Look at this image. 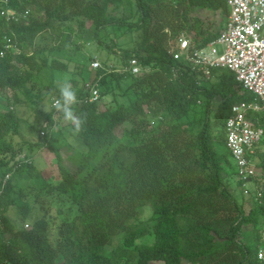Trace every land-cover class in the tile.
<instances>
[{
  "label": "trees",
  "instance_id": "16d2710c",
  "mask_svg": "<svg viewBox=\"0 0 264 264\" xmlns=\"http://www.w3.org/2000/svg\"><path fill=\"white\" fill-rule=\"evenodd\" d=\"M9 5L31 12L28 20L17 21L0 13V138L18 132L14 111H2L3 92L14 91L16 103L18 90L30 100L43 98L28 83L47 65L56 66L59 61L49 58L79 31L118 54L121 67L134 57L151 70L95 69L90 81H98L100 97L90 100L86 87L76 89L74 111L84 122L76 131L68 121L80 142L67 158L59 145L48 144L57 123L52 112L48 115L42 137L55 155L59 178L42 176L33 160L23 164L0 144V264H264L258 258L264 192L258 197L253 186L245 192L226 136L232 106L255 96L233 71L214 69L216 79L209 82L168 51L170 37L183 29L197 45L216 37L221 30L210 32L190 12L208 7L227 16L226 0H10ZM126 5L130 10L117 16ZM109 26L137 32L136 47L122 52L104 42L101 31ZM46 31L59 43L41 47L37 38ZM6 35L17 43L18 53L1 55ZM109 91L114 92L106 103ZM217 97L221 102L213 111ZM199 103L203 108L196 111ZM212 111L219 134L210 121ZM253 118L264 127V110ZM256 157L264 178V136ZM25 169L39 183L36 194L25 193L12 176L3 184L6 173ZM225 175L234 179L240 199ZM149 205L152 226L140 220ZM36 207L40 215L33 218ZM11 211L22 225L9 217ZM151 232L152 243L138 244Z\"/></svg>",
  "mask_w": 264,
  "mask_h": 264
},
{
  "label": "rangeland",
  "instance_id": "374dc122",
  "mask_svg": "<svg viewBox=\"0 0 264 264\" xmlns=\"http://www.w3.org/2000/svg\"><path fill=\"white\" fill-rule=\"evenodd\" d=\"M130 7L126 5L123 9H120L115 14L121 16L123 13L128 12ZM31 12V10H30ZM191 16H199L205 22V26L209 27L210 32H216L222 30L227 16H224L220 10H214L208 7H196L192 12ZM29 18V17H28ZM75 29H78V24L73 22ZM190 33V32H189ZM138 33L135 31H127L124 27L109 26L101 31V38L104 42H113L117 48L124 51L132 50L136 47V43L139 39ZM192 35V33H190ZM72 41L69 44H64L63 49L50 57L49 60H58L59 62L55 67L47 65L41 72L34 75V78L28 83V87L34 94H43V98L39 101L36 99H27L26 95L18 90L16 94L20 97L19 102H14L13 96L14 91L5 90L2 94V111L5 112L8 109L14 111V119L18 123V132L8 135L6 138H0V144L5 146L6 153L10 155V152L18 154L17 161L25 164L33 160L36 168H39L42 176L44 177H56L59 178L58 165L55 162V155L52 153L47 145H44V139L42 136V127L48 119V115L52 112L53 118L57 123L54 128L50 130L49 143L59 145L64 152V157L67 158L71 152V147H78L79 140L75 137L76 132L72 126L64 119V116H59L60 111H57L52 107L53 102L57 99L58 88L57 82L63 81L66 78L71 80V83L75 89L82 88L90 82L92 76H94L95 69L92 68L91 63L93 60L98 59L101 62L107 63V67L115 65L123 66L121 57L118 54L107 51L95 40H88L85 38V32L79 31L78 34H73ZM62 40V39H61ZM199 40V39H198ZM200 41V40H199ZM37 42L40 46L46 48L51 47L53 44L59 43L56 40L51 31H46L40 34L37 38ZM77 42V45H75ZM222 50L221 47H219ZM97 56V57H96ZM100 58V59H99ZM115 63V64H114ZM103 64V63H102ZM206 81L213 82L216 78L210 77L203 78ZM49 86V88H48ZM114 91L107 92V96L104 101L109 103L111 95ZM38 97V96H37ZM221 97L215 98L211 108L213 111L218 109ZM201 103V102H200ZM198 104L196 111L202 110V105ZM213 111L210 114V121L216 134L221 133V129L216 127L214 120ZM3 114L0 113V118ZM45 130V129H44ZM47 133V130H45ZM85 148L86 144L83 145ZM86 149V148H85ZM73 150V149H72ZM31 159V160H30ZM230 163L233 165L234 160L232 157L229 158ZM13 163V162H12ZM68 164V162L65 161ZM71 165L72 163L69 162ZM14 173V172H13ZM12 180L17 187H23L25 193L36 194L39 191V183H37L35 177L30 176L26 169L22 171H16L12 174ZM225 182L230 187L232 192L236 195L237 199H240V191L235 190V181L233 178H229L225 175ZM31 188H34L31 190ZM237 191V192H236ZM30 196V195H29ZM247 204V203H246ZM248 210L249 207H246ZM9 217L17 223L22 225V221L19 215L14 214L12 211L7 213ZM40 215L38 207L35 208L33 218H37ZM152 215V207L147 206L140 220L142 222L149 223L151 226L154 223L150 218ZM26 224H24L25 226ZM264 225V224H263ZM246 232L251 231L250 227L245 228ZM264 234V228L261 231ZM154 239L153 233L151 232L145 238L137 240L138 244L141 243H152ZM118 240L115 241V244ZM112 246H108L111 249ZM153 264H164L163 261H154ZM184 264H192L185 262Z\"/></svg>",
  "mask_w": 264,
  "mask_h": 264
},
{
  "label": "built area",
  "instance_id": "2783aa9c",
  "mask_svg": "<svg viewBox=\"0 0 264 264\" xmlns=\"http://www.w3.org/2000/svg\"><path fill=\"white\" fill-rule=\"evenodd\" d=\"M226 2L229 13L223 29L216 37L204 45H197L195 36L183 29L175 38L170 37L168 51L174 59L182 62L184 67L198 71L206 78L212 77L214 69H229L236 74L244 88L254 94V100L241 101L232 106L231 115L226 121V136L227 146L237 160L238 176L243 180L245 192L248 193L249 188L253 186L260 197L264 192V178L258 167L256 148L264 136V127L253 118V115L264 110V0ZM9 4L10 0H0L2 16L9 21L28 20L30 9L20 11ZM19 51L17 43L6 35L1 55L9 52L16 54ZM91 66L93 69L124 70L133 74L151 70L134 57L121 68H115L114 65L104 67L98 59L93 60ZM85 87L90 92V100L100 97L98 81H90ZM42 133L46 134L44 130ZM13 171L6 173L4 185L11 178ZM258 258L264 260V234Z\"/></svg>",
  "mask_w": 264,
  "mask_h": 264
},
{
  "label": "clouds",
  "instance_id": "9594fccd",
  "mask_svg": "<svg viewBox=\"0 0 264 264\" xmlns=\"http://www.w3.org/2000/svg\"><path fill=\"white\" fill-rule=\"evenodd\" d=\"M59 98L55 99L52 107L63 113L64 119L75 126V130L79 131L84 122L82 116H77L74 106L79 103L77 91L73 87L69 78L57 82Z\"/></svg>",
  "mask_w": 264,
  "mask_h": 264
}]
</instances>
